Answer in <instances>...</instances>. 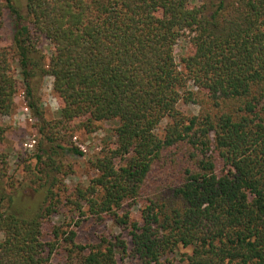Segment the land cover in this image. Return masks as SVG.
<instances>
[{
    "label": "trees",
    "instance_id": "obj_1",
    "mask_svg": "<svg viewBox=\"0 0 264 264\" xmlns=\"http://www.w3.org/2000/svg\"><path fill=\"white\" fill-rule=\"evenodd\" d=\"M36 77L52 79L53 120ZM19 89L39 141L31 186L0 153V264H264V0H0V117ZM101 123L91 176L66 185L64 160L85 156L74 133ZM84 218L129 241L79 244Z\"/></svg>",
    "mask_w": 264,
    "mask_h": 264
},
{
    "label": "rangeland",
    "instance_id": "obj_2",
    "mask_svg": "<svg viewBox=\"0 0 264 264\" xmlns=\"http://www.w3.org/2000/svg\"><path fill=\"white\" fill-rule=\"evenodd\" d=\"M18 4H23L24 0H16ZM4 29L2 31V38L4 43H9L13 33V23L11 17L6 15L4 21ZM41 53L43 55V64L48 62L50 55V45L44 43L41 46ZM189 53V48L185 46L184 42H179L175 47V59L178 63L182 57ZM16 67V66H15ZM18 70H16L18 76ZM35 85V95L39 98L45 119L53 120L56 117V112L59 108L58 100L52 92V79L48 77L33 79ZM185 109L184 106H181ZM186 110L196 113L197 108L194 106L186 107ZM0 123L7 128L5 144L0 147V153L7 155V174L16 184V188L31 186L24 173V166L31 164L34 166L36 145L39 141L37 130L34 127L35 121L26 107L25 101L19 89L15 108L8 117H0ZM112 124L101 123L99 129L93 134H86L82 131L75 132L72 137V142L85 153L84 157H77L69 155L64 160L65 164L71 165L74 174L66 179L65 184L71 186L77 182L86 184L92 172L87 165V159L92 157L95 153L99 152L104 145L105 138L110 135ZM2 165L0 164V168ZM4 180V179H2ZM137 214L134 212L133 217L136 218ZM76 241L84 246L95 245L99 242L101 236L109 234H121L124 239L129 241V236L126 231L114 227L109 221L103 223H96L91 219L84 218L75 227ZM188 249H180V253L188 252ZM52 264H62V253H54L51 258ZM162 264H186L181 261L179 256L171 257Z\"/></svg>",
    "mask_w": 264,
    "mask_h": 264
}]
</instances>
